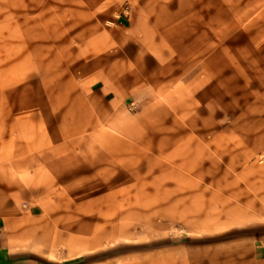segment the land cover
Wrapping results in <instances>:
<instances>
[{"label":"rangeland","instance_id":"obj_1","mask_svg":"<svg viewBox=\"0 0 264 264\" xmlns=\"http://www.w3.org/2000/svg\"><path fill=\"white\" fill-rule=\"evenodd\" d=\"M0 264H264V0H0Z\"/></svg>","mask_w":264,"mask_h":264},{"label":"crops","instance_id":"obj_2","mask_svg":"<svg viewBox=\"0 0 264 264\" xmlns=\"http://www.w3.org/2000/svg\"><path fill=\"white\" fill-rule=\"evenodd\" d=\"M214 104H216L217 106H219L223 110L224 103H223V100H222V98L220 96L217 97V99L214 102ZM214 104L208 107L211 112H214V108H213Z\"/></svg>","mask_w":264,"mask_h":264}]
</instances>
